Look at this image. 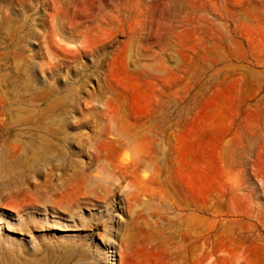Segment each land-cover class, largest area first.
Listing matches in <instances>:
<instances>
[{
	"label": "rangeland",
	"instance_id": "1",
	"mask_svg": "<svg viewBox=\"0 0 264 264\" xmlns=\"http://www.w3.org/2000/svg\"><path fill=\"white\" fill-rule=\"evenodd\" d=\"M0 264H264V0H0Z\"/></svg>",
	"mask_w": 264,
	"mask_h": 264
},
{
	"label": "bare ground",
	"instance_id": "2",
	"mask_svg": "<svg viewBox=\"0 0 264 264\" xmlns=\"http://www.w3.org/2000/svg\"><path fill=\"white\" fill-rule=\"evenodd\" d=\"M15 40H16V39H15ZM9 47H10V46H9ZM10 161H11V160H10ZM201 212H202V211H201ZM201 212H200V213H201ZM188 230H189V231L185 232V235H190V234H191V231H192V230H190V229H188ZM201 239H202V238L199 237V240H201ZM204 245H207V244H203L202 246H204ZM202 246L196 244V246L193 248V250L189 249V247H187V246H183V248L186 249L187 254L191 255V252H193V253L195 254V253H196V250L202 248ZM217 252H218V248H214V249L212 250V252L209 253V254H216ZM194 254H193V255H194Z\"/></svg>",
	"mask_w": 264,
	"mask_h": 264
}]
</instances>
